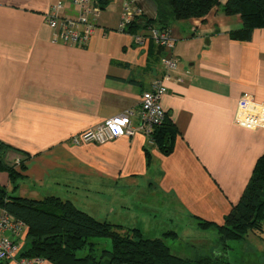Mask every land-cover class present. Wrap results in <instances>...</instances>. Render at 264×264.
Wrapping results in <instances>:
<instances>
[{"label": "crops", "instance_id": "crops-1", "mask_svg": "<svg viewBox=\"0 0 264 264\" xmlns=\"http://www.w3.org/2000/svg\"><path fill=\"white\" fill-rule=\"evenodd\" d=\"M56 1L0 0V142L29 155L18 169L23 177L13 185L0 173V185L13 196L71 201L148 239L194 243L184 247L185 258H194L197 245L219 238L200 221L223 224L264 155V129L234 121L243 96L264 104V29L250 41L235 40L243 22L223 13L228 0L205 18L170 19L179 67L160 105L178 129L173 152L162 154L141 133L75 146L73 137L125 111L135 113L137 125L143 93L166 69L153 42L134 40L148 31L118 30L131 2L144 11L138 20L156 24L154 0H108L85 47L54 43L45 16ZM61 1L67 15H76L72 0ZM240 244L251 251L238 256ZM229 246L231 264H264V225Z\"/></svg>", "mask_w": 264, "mask_h": 264}, {"label": "trees", "instance_id": "trees-1", "mask_svg": "<svg viewBox=\"0 0 264 264\" xmlns=\"http://www.w3.org/2000/svg\"><path fill=\"white\" fill-rule=\"evenodd\" d=\"M97 1L105 10L108 0ZM154 2L158 13L157 23L137 18L126 33H134L141 27L146 31L152 27L168 28L172 18L178 21L205 18L214 7L219 6V0H154ZM221 10L228 16L239 15L242 19V30L231 34L235 40L250 41L256 29H264V0H228ZM154 45L162 59L163 48L155 43ZM177 135L178 129L166 115L163 124L154 129L152 140L160 152L168 156L173 152ZM9 153L24 158L20 165L21 170H25L29 155L0 142V173L8 174L10 182L15 185L23 176L17 166L7 162ZM0 208L28 226L20 257H40L51 264H231L229 242L243 241L250 234L263 231L264 155L258 160L240 202L224 218L223 224L200 221L203 229L215 228L219 239L209 250L196 248L194 258L190 259L174 254L164 239H148L136 228L123 233V227L99 220L71 201L56 196L41 200L23 198L11 195L0 185ZM165 236L177 238L175 233H168ZM92 238L110 240L111 250H104V255L97 259V244L92 242ZM86 248L93 253L80 257L79 253Z\"/></svg>", "mask_w": 264, "mask_h": 264}, {"label": "built area", "instance_id": "built-area-1", "mask_svg": "<svg viewBox=\"0 0 264 264\" xmlns=\"http://www.w3.org/2000/svg\"><path fill=\"white\" fill-rule=\"evenodd\" d=\"M71 5L77 11L76 15L65 13L68 5L64 1L58 0L53 3L45 16L46 24L54 32V43L85 47L98 29L104 10L97 0H72ZM143 16V9L131 2L124 9L118 30L126 32L135 19ZM134 40L138 44L151 40L162 47L164 56L161 63L166 69L164 77L154 81L151 90L143 93L137 116L138 124H134L135 113L130 110L125 111L73 137L71 139L73 145L78 146L83 143L105 145L116 139L132 137L136 133L152 139L154 129L163 124L166 113L160 101L168 90L166 82L172 80V73L179 67V60L174 55L175 41L172 31L169 27H152L148 30V34L134 36ZM234 121L244 129H264V104H258L253 99L243 96L239 100ZM23 160L22 156L15 153L7 155V162L13 166H20ZM27 232L28 226L25 222L15 219L6 210L0 208V263L44 264L46 262L40 257H20Z\"/></svg>", "mask_w": 264, "mask_h": 264}, {"label": "rangeland", "instance_id": "rangeland-1", "mask_svg": "<svg viewBox=\"0 0 264 264\" xmlns=\"http://www.w3.org/2000/svg\"><path fill=\"white\" fill-rule=\"evenodd\" d=\"M18 169H20V166H18L17 167ZM117 226H120V227H123V233H126L127 231H130V230H132V229H134V228H125L124 226H122V225H117ZM202 237H205V236H202ZM207 237H209V238H207L209 241H211L212 240V235H207ZM161 238H163V237H161ZM219 239V238H218ZM92 240V242H94V243H96L97 244V253H96V255H97V259H99V257H101V255L103 254V251L104 250H111V242H110V240H108V239H106V238H92L91 239ZM218 242V241H217ZM217 242H216V244H217ZM232 244H236L237 243V241H232L231 242ZM167 244H168V246H170L171 247V249H172V252L174 253V254H176V255H178V256H181V257H183V258H185V256H189L190 254H188V253H186L185 251H184V247H187V248H190V246L191 245H194V243L193 244H190V242H189V244H181V243H178V242H175V243H173V241L172 240H167ZM215 243L214 244H209V243H207V244H201V245H197V249H203V250H209L211 247H213V246H215L216 245ZM27 247H28V245H27ZM250 248H252V245L251 244H248V246H247V244H240L239 246H238V249H237V255L238 256H244V254L247 252V251H249L250 250ZM249 249V250H248ZM251 251V250H250ZM249 251V252H250ZM206 252H208V251H206ZM93 252L92 251H90L88 248H86L83 252H80L79 253V256L80 257H83V256H86V255H88L89 256V254H92ZM192 254V253H191ZM94 255V254H93ZM104 255V254H103ZM102 258H103V256H102ZM248 259H250V260H252V261H254V258H248ZM252 263H254V262H251V264ZM250 264V263H249Z\"/></svg>", "mask_w": 264, "mask_h": 264}]
</instances>
